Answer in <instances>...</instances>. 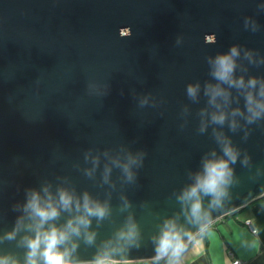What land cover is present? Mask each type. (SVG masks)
I'll return each instance as SVG.
<instances>
[{
    "label": "water",
    "instance_id": "1",
    "mask_svg": "<svg viewBox=\"0 0 264 264\" xmlns=\"http://www.w3.org/2000/svg\"><path fill=\"white\" fill-rule=\"evenodd\" d=\"M261 5L264 0H0V236L22 215L16 206L23 205L26 190H38L43 202L53 204L62 191L81 201L87 193L93 203L107 204L111 216L99 226L93 220L95 244L77 242L69 264H97V257L158 260L151 237L179 213L176 193L191 182L189 172L200 168L206 153L220 154L213 125L199 132V111L208 100L203 86L212 80L207 58L237 44L236 75L264 78ZM246 49L254 54L251 62ZM197 81L201 92L194 102L186 86ZM142 95L150 96L143 107ZM232 97L230 107L243 110V95L232 89ZM222 131L240 149L236 182L210 211L205 229L264 198V119L246 124L240 118L235 132L227 124ZM122 146L143 150V164L134 167V182L113 166L105 183L103 152L116 155ZM88 150L100 154L91 176ZM245 153L250 166L240 162ZM204 204L208 210L207 197ZM67 218L62 214L59 223ZM133 223L141 232L138 247L116 237ZM179 223L193 236L187 246L202 235L183 217ZM3 253L22 264L15 241L0 242Z\"/></svg>",
    "mask_w": 264,
    "mask_h": 264
},
{
    "label": "clouds",
    "instance_id": "2",
    "mask_svg": "<svg viewBox=\"0 0 264 264\" xmlns=\"http://www.w3.org/2000/svg\"><path fill=\"white\" fill-rule=\"evenodd\" d=\"M249 21L250 18L245 19V26ZM251 23L255 29V21ZM130 35L131 31L127 36ZM181 42L182 37L178 36L176 43ZM240 56V46L233 44L228 51L218 52L215 56L207 58L212 80L206 81L203 86V94L208 100L207 107L199 111V132L204 133L209 125H213L212 134L220 147V154L215 149L206 153L201 158L200 168L189 172L191 182L176 193V199L181 205L179 213L174 218L165 219L159 232L151 237L158 260L168 258L169 264H180L181 257L187 250L186 240L193 239L192 234L179 223L181 217L184 225L203 232L209 222L210 211L221 205L229 195L228 189L236 182L233 165L240 156V149L222 131L223 126L227 124L229 129L235 132L240 128V118L246 124L264 119V78L252 75L245 79L243 74L237 76L236 69ZM243 56L250 62L254 60L251 50H244ZM89 88H95V85H89ZM232 89L243 95L245 101L243 110L239 106L230 107L233 99ZM200 92L199 81L187 84L186 95L192 101L199 99ZM149 102V95H142L138 101L141 107ZM187 111L188 108L185 106L184 112ZM247 135L246 131L245 139ZM145 155L143 150L132 152L123 146L116 155L105 150L103 156L108 162L104 165L103 181L109 182L112 167L115 166L121 169L126 181L134 182L136 179L134 167L142 166ZM89 158L92 167L86 171L91 176L100 162V154L93 155L92 151L88 150L85 152V159ZM240 162L242 166H250L251 160L247 153ZM25 195L23 205L16 206L22 215L17 217L10 231L0 236V242L15 241L17 246L23 249L22 264H69L78 247L77 242L83 240L89 246L95 244L96 233L90 231L93 220L95 219L99 226L111 216V208L107 204L93 203L87 193L81 201L74 200L70 194L62 191L56 204L43 202L40 192L36 189L26 190ZM206 197L208 210L204 204ZM121 199L124 208L131 207V202L127 198ZM64 213H68V218L61 224L59 221ZM21 232L24 235H20ZM116 237L121 241H130L138 247L141 232L133 223L117 231ZM0 264H21V261L10 253H3L0 254ZM97 264H102L99 257Z\"/></svg>",
    "mask_w": 264,
    "mask_h": 264
},
{
    "label": "crops",
    "instance_id": "3",
    "mask_svg": "<svg viewBox=\"0 0 264 264\" xmlns=\"http://www.w3.org/2000/svg\"><path fill=\"white\" fill-rule=\"evenodd\" d=\"M216 222L188 245L180 264H230L234 258L264 264V199Z\"/></svg>",
    "mask_w": 264,
    "mask_h": 264
},
{
    "label": "trees",
    "instance_id": "4",
    "mask_svg": "<svg viewBox=\"0 0 264 264\" xmlns=\"http://www.w3.org/2000/svg\"><path fill=\"white\" fill-rule=\"evenodd\" d=\"M264 199V198H263ZM220 219H226V218H220ZM219 219V220H220ZM218 221V220H217ZM217 223L216 221L214 222V224ZM213 226L212 225H209L203 232H202V235L208 231L211 227ZM188 247V246H187ZM158 262H163V263H169V260L168 258H164V259H159V260H156V261H144V262H132V263H119V264H155V263H158Z\"/></svg>",
    "mask_w": 264,
    "mask_h": 264
},
{
    "label": "built area",
    "instance_id": "5",
    "mask_svg": "<svg viewBox=\"0 0 264 264\" xmlns=\"http://www.w3.org/2000/svg\"><path fill=\"white\" fill-rule=\"evenodd\" d=\"M249 229L253 232L254 228L251 226L250 223H248ZM102 264H119V262H114V261H109V260H104L102 261ZM230 264H244V261L238 258L232 259Z\"/></svg>",
    "mask_w": 264,
    "mask_h": 264
},
{
    "label": "bare ground",
    "instance_id": "6",
    "mask_svg": "<svg viewBox=\"0 0 264 264\" xmlns=\"http://www.w3.org/2000/svg\"><path fill=\"white\" fill-rule=\"evenodd\" d=\"M213 224V222L212 223H210V225H212Z\"/></svg>",
    "mask_w": 264,
    "mask_h": 264
}]
</instances>
